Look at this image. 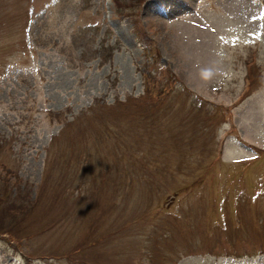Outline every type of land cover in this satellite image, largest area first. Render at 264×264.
Listing matches in <instances>:
<instances>
[{"label": "rangeland", "instance_id": "374dc122", "mask_svg": "<svg viewBox=\"0 0 264 264\" xmlns=\"http://www.w3.org/2000/svg\"><path fill=\"white\" fill-rule=\"evenodd\" d=\"M0 264H264V0H0Z\"/></svg>", "mask_w": 264, "mask_h": 264}]
</instances>
